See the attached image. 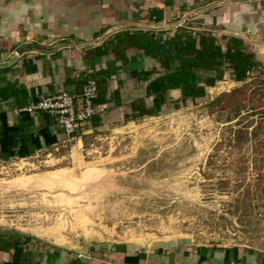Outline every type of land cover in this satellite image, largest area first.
Segmentation results:
<instances>
[{"label":"rangeland","instance_id":"obj_1","mask_svg":"<svg viewBox=\"0 0 264 264\" xmlns=\"http://www.w3.org/2000/svg\"><path fill=\"white\" fill-rule=\"evenodd\" d=\"M260 82L0 163V231L77 253L169 239L264 252Z\"/></svg>","mask_w":264,"mask_h":264},{"label":"crops","instance_id":"obj_2","mask_svg":"<svg viewBox=\"0 0 264 264\" xmlns=\"http://www.w3.org/2000/svg\"><path fill=\"white\" fill-rule=\"evenodd\" d=\"M184 27L238 38L262 65L261 78L237 83L225 74L214 87L206 88V94L218 85L238 88L256 80L264 83V0H1L0 62L16 58L0 68V88L8 86V100H0V111L8 127L21 123L31 137L23 148L26 156H12L7 162L61 146L63 132L51 117L19 110L61 90L78 98L86 78L104 83L107 93L105 101L96 104L103 109L94 117L97 122L80 131L72 150L82 148V136L100 127L115 124L116 129H125L133 124L124 121V113L131 102L145 97L149 81L164 71L159 58L128 47L124 35L143 33L162 44ZM152 71L147 80L139 79L140 72ZM178 99L180 91L168 92L169 103ZM198 99L202 98L185 103ZM145 103L155 106L158 114L167 108L148 98ZM18 245L24 249L20 264H264V252L180 239L122 242L77 253L2 231L0 264L13 263Z\"/></svg>","mask_w":264,"mask_h":264},{"label":"trees","instance_id":"obj_3","mask_svg":"<svg viewBox=\"0 0 264 264\" xmlns=\"http://www.w3.org/2000/svg\"><path fill=\"white\" fill-rule=\"evenodd\" d=\"M124 36L128 47H135L147 56L159 58L160 67L164 71L149 81L144 98L130 103L128 112L124 113L125 122L158 116L155 106L146 105L147 98L152 99L157 107H168L169 91H180V101L185 103L188 99L205 97L206 88L214 87L223 80L225 74L237 83L261 78L263 75L262 65L253 54L246 52L244 42L238 38L206 33L193 35L192 31L185 28L178 30L162 44L152 41V37L143 33ZM153 73L140 72L139 79L147 80ZM97 85L98 98L95 103L100 104L105 101L107 90L104 83ZM259 85L264 87L262 82ZM0 100H8V86L0 88ZM95 121L93 118L91 123L95 124ZM25 130L21 123L8 127L5 113L0 111V163L14 156H26L23 148L30 143L31 137ZM23 252L22 246L15 247L12 264H20Z\"/></svg>","mask_w":264,"mask_h":264},{"label":"built area","instance_id":"obj_4","mask_svg":"<svg viewBox=\"0 0 264 264\" xmlns=\"http://www.w3.org/2000/svg\"><path fill=\"white\" fill-rule=\"evenodd\" d=\"M184 28L192 31L193 35L196 34V31L187 27ZM97 98V81L93 78H86L78 98L61 90L30 103L20 109L19 112L48 115L53 119L55 125L62 130L64 142L71 144L79 138L80 131L89 125L95 116L103 112V109L95 103Z\"/></svg>","mask_w":264,"mask_h":264},{"label":"water","instance_id":"obj_5","mask_svg":"<svg viewBox=\"0 0 264 264\" xmlns=\"http://www.w3.org/2000/svg\"><path fill=\"white\" fill-rule=\"evenodd\" d=\"M15 58H16V55H13L12 57H10L4 61H1L0 62V68L6 67V66L10 65L11 63H13L15 61Z\"/></svg>","mask_w":264,"mask_h":264}]
</instances>
